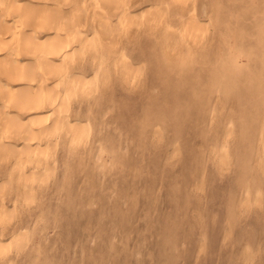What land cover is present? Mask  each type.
<instances>
[{
    "label": "bare ground",
    "instance_id": "bare-ground-1",
    "mask_svg": "<svg viewBox=\"0 0 264 264\" xmlns=\"http://www.w3.org/2000/svg\"><path fill=\"white\" fill-rule=\"evenodd\" d=\"M50 1L53 4L44 0H0L4 6L0 11V52H7L5 61L0 60V161L14 159L11 174H16V182L26 185L21 186L23 189L48 181L52 169L47 165L61 137L67 139L68 152L85 145L90 110L101 105L102 88L109 90V108H114L119 121L125 122V115L117 109L128 106L125 100L113 98L117 95L114 86L139 85L145 70L132 64L135 56L126 52L127 45L117 55L122 43L119 39L138 38L141 33L150 35L156 30L157 55L149 58L142 50L136 57L148 58L144 62L158 63L164 69L156 76L162 88L155 87L150 95L152 99L163 98L161 104L149 105L148 109L155 111L154 118H150L149 110L134 121L136 139L150 151L163 138L165 121L179 112L187 118L198 116L207 136L213 113L219 114L232 104L236 110L227 114L232 133L226 130L223 134L229 138L223 148L215 137L212 161L218 168L234 167L236 186L249 198L235 201L228 219L233 221L239 209L248 212L264 203V0ZM138 2L145 7L133 10ZM56 5L69 9L62 11ZM175 17L177 34L169 33L170 27L162 29L167 19ZM205 18L214 23L215 48L207 41L210 33L206 22H201ZM196 61L200 64L198 75L196 69L189 72L186 68ZM16 83L20 86L17 89ZM183 83L188 97L181 103ZM81 103L87 104L86 111L76 112ZM3 138L21 143L1 144ZM223 149L226 153H219ZM43 167L46 170L37 174ZM2 184L1 193L8 185ZM178 190L179 186L172 190L174 196ZM24 194L17 201L32 203L31 193ZM9 213L1 207L0 222L9 220ZM258 217L256 220H264ZM262 229L264 232V223ZM255 237L242 233V249L233 264L253 263L258 245H252ZM28 240L23 232L8 247L0 242V259L10 248L25 245ZM168 242L164 238L165 255ZM96 262L94 259L93 264H100Z\"/></svg>",
    "mask_w": 264,
    "mask_h": 264
},
{
    "label": "rangeland",
    "instance_id": "rangeland-1",
    "mask_svg": "<svg viewBox=\"0 0 264 264\" xmlns=\"http://www.w3.org/2000/svg\"><path fill=\"white\" fill-rule=\"evenodd\" d=\"M142 7L145 5L138 2L133 10ZM3 8L0 5V11ZM55 8L69 9L59 5ZM177 20L167 19L162 29L170 27L169 33L177 34ZM201 22H206L207 34L210 33L207 41L215 48L214 23L207 18ZM155 31L150 35L141 33L140 38L119 39L122 43L117 55L127 45L126 52L135 56L132 64L145 70L139 85L114 86L117 95L113 98L125 100L128 106L117 109L125 115V122L119 121L114 108H109L110 94L104 87L101 105L90 110L85 145L68 152L67 139L61 137L47 165L52 172L43 185L36 183L32 189H23L21 186L26 185L16 182V174H11L14 159L0 161V185L8 184L7 190L5 185L2 187L5 192L0 190V209L6 208L8 213L11 210L10 222H0V242L8 247L21 233L29 236L25 245L10 248L0 264H93L94 259L100 264H233L242 249V233L256 234L252 245H258L252 264H264V220H256L264 217V203L258 206L259 211L239 209L230 221L228 214L233 203L249 196L239 192L234 167L218 168L212 161L215 137L223 148L228 141L223 134L226 130L232 133L227 125V114L236 110L232 104L223 107L219 114L213 113L207 136L198 116L187 118L179 112L165 121L163 138L150 151L136 139L134 121L145 111H151L150 118H154L155 111L148 109L149 105L161 104L163 98L152 99L150 95L155 87L162 88L156 76L164 69L158 63L144 62L148 58L136 57L142 50L149 58L157 55ZM5 57L7 52H0V60L5 61ZM186 68L189 72L196 69V75L200 73L197 61L188 63ZM15 85L16 89L20 87ZM182 90L179 100L184 103L188 97L185 83ZM76 107V112H85L87 104ZM173 119L177 122L171 123ZM8 141L3 138L1 144L21 143ZM171 150L177 154L174 156ZM219 153L226 152L223 149ZM29 169L26 172H31ZM44 170L43 167L36 173ZM174 186H179L175 196ZM24 192L31 193L32 203L17 201L19 196H25ZM164 238L169 241L167 255L162 251Z\"/></svg>",
    "mask_w": 264,
    "mask_h": 264
}]
</instances>
